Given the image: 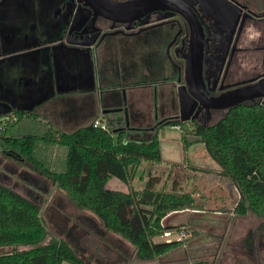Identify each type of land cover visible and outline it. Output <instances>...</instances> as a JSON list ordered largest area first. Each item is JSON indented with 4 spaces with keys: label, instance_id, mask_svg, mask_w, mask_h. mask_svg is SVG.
Instances as JSON below:
<instances>
[{
    "label": "trees",
    "instance_id": "trees-1",
    "mask_svg": "<svg viewBox=\"0 0 264 264\" xmlns=\"http://www.w3.org/2000/svg\"><path fill=\"white\" fill-rule=\"evenodd\" d=\"M162 125L178 126L183 153L192 143L188 136L203 144L219 173L239 192L235 214L264 218V102L237 104L211 124L168 118L144 137L138 136L143 132L128 136L111 123L57 130L34 111L12 108L0 116V154L30 163L77 209L92 213L106 232L128 242L137 259L148 261L181 244L155 238L170 228L162 223L168 213L200 208L195 191H167L163 184L156 186L158 177L151 174L141 189L106 184L114 177L128 185L141 161H162L157 133ZM40 211L35 200L0 182V247L12 246L0 252V264H100L85 259L64 237L50 234Z\"/></svg>",
    "mask_w": 264,
    "mask_h": 264
},
{
    "label": "flooded vegetation",
    "instance_id": "flooded-vegetation-1",
    "mask_svg": "<svg viewBox=\"0 0 264 264\" xmlns=\"http://www.w3.org/2000/svg\"><path fill=\"white\" fill-rule=\"evenodd\" d=\"M130 2L0 0V80L27 82L35 71L78 69L70 64L95 71L100 64L110 74V85L106 94L100 87V98L123 102L108 106L120 110L105 114L112 115L111 125L129 131L136 128L131 119L141 117L127 104L141 99L134 94L127 101L124 88L129 86L153 88L154 102L159 91L161 101L169 102L170 119L179 121L180 112H187L192 100L185 92L187 88L180 89L179 85L185 84L188 77L185 57L191 52L194 38L195 55L201 58L202 81L210 95L264 79V0H160L145 5V10L138 13L129 10L121 14L115 10ZM106 5H110V18L103 14L102 6ZM182 5L190 9L185 12L190 20L181 14ZM132 13L136 15L129 18ZM135 73L141 78L127 81ZM61 84L60 75L54 85ZM188 86L199 99L188 121L204 123L224 110L207 108L202 90L192 80ZM115 88H122V98ZM255 101L264 99L251 102ZM165 112L155 117L162 119ZM156 125L148 123L145 127L151 130ZM145 127H137V132Z\"/></svg>",
    "mask_w": 264,
    "mask_h": 264
},
{
    "label": "rangeland",
    "instance_id": "rangeland-1",
    "mask_svg": "<svg viewBox=\"0 0 264 264\" xmlns=\"http://www.w3.org/2000/svg\"><path fill=\"white\" fill-rule=\"evenodd\" d=\"M66 62L68 63V60ZM73 65L75 66V64ZM84 70L83 67L78 72L84 74ZM98 70L99 73H97ZM138 78H141V74L135 73L127 78V81ZM94 79L95 84L99 88H103V92L105 91L106 94L110 85V74L103 71L100 64L94 71ZM98 87L88 91L90 97L97 99L99 103L100 98L95 97ZM135 90L136 88L130 90L129 97L135 94ZM45 92L46 86L44 90L40 91V96H44ZM32 93L33 96L38 94L36 90ZM105 94H103L104 97H106ZM49 95L50 102H54L57 107L60 105L61 108L63 104H66V108L69 109L72 103L61 99L64 96H69L74 101L80 100L79 105L83 102L80 99L83 95L77 90L58 92L51 87ZM85 97L88 98L87 95L83 96V98ZM121 97H123L122 93ZM156 101L153 102V107L150 105L148 108V120L145 115L142 116L146 120L144 127L148 126V123L153 127L154 123L156 125L160 120L169 118L167 117L170 109L169 102L161 101L159 91ZM18 103L16 102L17 105ZM85 111L87 112V110ZM6 112L0 106V116ZM162 112H165L164 117L157 118L159 120L154 122L156 113ZM224 112L223 110L213 115L204 123H214L223 116ZM101 114V111L97 113L99 120ZM46 115L45 118L42 116L41 118L57 130H69L75 127L52 124L51 116L49 117L48 113ZM93 120L91 119L90 122ZM112 120L111 114H105L104 119L100 122L110 126ZM134 123L138 125V120ZM81 124L84 123L79 122L76 125ZM145 128L142 135L138 136H147L148 132L152 131V129ZM157 133L161 156L166 159L179 160L171 161V165L170 163L165 164L164 160L160 163L143 160L128 185L119 184L114 177L109 179L106 184L107 187L115 189H141L151 174L158 177L156 186L160 187L163 184L167 191H172L171 189L195 191L194 202L200 208L180 210L165 216L162 223L170 226L165 229V232L169 233L155 238V240H163L164 236H169L175 239L179 232L183 231L181 244L152 260L137 259L133 247L128 242L115 234L106 232L92 213L77 209L75 204L56 185L37 173L30 163H18L0 154V182L35 200L40 206L41 216L50 234L64 237L85 259L92 262L100 264H264V218L253 214L239 216L234 213V207L239 199L237 188L227 175L219 173L218 165L209 159L203 144L197 143L195 136H188L187 139L192 140L191 144H194V149L198 152L196 155H192L191 160L187 161L181 154L180 131L177 128L171 125H162L158 128ZM11 248L12 246H1L0 252L9 251Z\"/></svg>",
    "mask_w": 264,
    "mask_h": 264
},
{
    "label": "crops",
    "instance_id": "crops-1",
    "mask_svg": "<svg viewBox=\"0 0 264 264\" xmlns=\"http://www.w3.org/2000/svg\"><path fill=\"white\" fill-rule=\"evenodd\" d=\"M71 67H75L78 69H65L62 68L61 71L59 70L58 72H52L51 70H42V71H35L32 76L30 74V80L27 82H22V81H16V80H11L8 82L5 78H1L0 80V106L4 109V111H8L11 108H21V109H27L34 111L38 113L39 118L41 116L45 118L47 116L46 114L48 113V116H51L50 121H52V124H58L62 125V127H67V126H79L76 125L79 122H83L84 124L90 123L91 119H95L96 115L98 112H102V108L105 106H117L122 104L123 102H109L107 98L105 100L100 98L101 90L100 88L95 84V79H94V71L92 68H89V70H84V74H80L78 71L83 68L82 65L75 64V66L72 64L70 65ZM5 73L6 70L5 68L2 69V73ZM57 73V74H56ZM19 75V74H18ZM27 75V74H26ZM29 75V74H28ZM60 75L63 80V85L58 87L54 85V80L60 81ZM52 78V82H51ZM80 79V81H79ZM60 83V82H59ZM87 83V84H86ZM46 86V92L44 96H40V91L44 90V87ZM51 87L55 90H58V92H65V90L73 91L77 90V92H80L83 96L87 95V97L83 98L81 96V100L83 101L79 105L80 100L74 101L73 99L69 98V96H64L61 99H66V102H72L71 106L69 109L66 108V104L60 107V105L57 107L54 105V102L51 101V97L49 95V90ZM98 87V90H96L95 97L98 96L100 98L99 103L97 99L90 97L89 95V89H96ZM132 88H136L133 86H129L127 88H124L125 90V95L127 98V101L132 99L134 97V94H132L131 97H129V92ZM36 90L38 92L37 96H33V91ZM115 93L119 96V99L121 97V93L123 95V90L122 88H115ZM117 91V92H116ZM135 94H138L141 99L138 102H127V104L132 105L135 110H138L141 113V117H138L135 120L131 119V124L133 127L131 130L127 131L128 136H135V134L138 135V129L137 127H142L144 124H146V120H148L147 114L149 112V107L152 105L153 107V102H154V89L151 87H137L135 90ZM76 97L77 95H73ZM71 99V100H70ZM16 102H19L18 105ZM86 106H85V104ZM78 106H80L78 108ZM57 107V108H56ZM87 110V112L85 111ZM154 114V110H153ZM145 115V118L142 116ZM160 116V115H159ZM158 115L157 117H154V122L158 121L159 119ZM44 120V119H42ZM138 120V125H136L134 122ZM45 121V120H44ZM162 121V120H160ZM159 121V122H160ZM83 125V124H81ZM73 127V128H75ZM173 127L177 128L176 125ZM71 128V129H73ZM69 129V130H71ZM178 129V128H177ZM153 130V129H152ZM198 143V142H197ZM204 147V146H203ZM205 150V149H204ZM198 152V151H197ZM197 152L194 149V144H190L185 152L181 153L182 155H185V160H191L192 155H196ZM162 154V153H161ZM162 161H165V164L170 163L171 161H178L179 159H169L165 158L163 156ZM183 157V156H182ZM171 165V163H170ZM118 180V179H117ZM119 184L122 183L118 180ZM124 184V183H123ZM122 190V189H120ZM190 210V209H189ZM176 211H172L169 214L175 213ZM166 215V216H167Z\"/></svg>",
    "mask_w": 264,
    "mask_h": 264
},
{
    "label": "water",
    "instance_id": "water-1",
    "mask_svg": "<svg viewBox=\"0 0 264 264\" xmlns=\"http://www.w3.org/2000/svg\"><path fill=\"white\" fill-rule=\"evenodd\" d=\"M160 0H131V5L126 6H118L115 8L116 11L122 13H127L129 10L132 12L136 10L135 12L138 13V11H144L143 9L145 5L150 6L152 4H155ZM183 9L180 10L181 14L185 15L189 20L191 17L189 15L185 14L186 11H190L187 6L182 5ZM102 9L104 11V15L108 18H110V5L102 6ZM140 13V12H139ZM135 13H132L129 18H133L135 16ZM125 18L121 19L124 20ZM196 38L193 39L192 45H191V52L185 57V70L186 74L188 75L186 79V83L179 85L180 89L183 87L185 89L186 94H188L191 98V102H189L187 109V112L185 114H182L183 112H180L179 115V121H188L193 118L191 116V112L195 109V103L199 102V99L195 92L191 90L189 83L192 80L197 87L202 90L203 94L205 95V99L208 103L204 104L207 108H218V109H224L227 111L231 107L237 105V104H248L252 103L251 101H254L255 99H264V79H258L254 81H249L247 83H243L240 85H237L235 87L226 89L222 92H220L217 95H210L208 91L205 88L204 82L202 81V75H201V58L200 54L195 55V43L197 45V42L195 41ZM192 78V79H191ZM188 91V92H187ZM180 92L178 91V95L180 96ZM209 94V95H208ZM181 103V102H180ZM120 110V107H104L102 108V113H109ZM127 121V120H126ZM127 124V122H126Z\"/></svg>",
    "mask_w": 264,
    "mask_h": 264
},
{
    "label": "built area",
    "instance_id": "built-area-1",
    "mask_svg": "<svg viewBox=\"0 0 264 264\" xmlns=\"http://www.w3.org/2000/svg\"><path fill=\"white\" fill-rule=\"evenodd\" d=\"M92 125H93V126H98V125L103 126L104 124L101 123L99 119H94L93 122H92ZM176 127L178 128L177 125H176ZM168 233H169V232H165V231L163 232L164 235H167ZM183 235H184V232L181 231V232H179L178 236H177L175 239H176V240H181L182 237H183ZM171 239H174V238H170L169 236H164V240H165V241H170Z\"/></svg>",
    "mask_w": 264,
    "mask_h": 264
}]
</instances>
